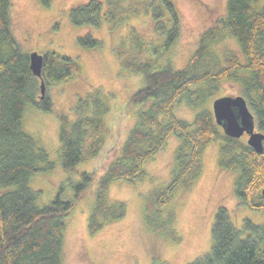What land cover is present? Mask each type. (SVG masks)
Instances as JSON below:
<instances>
[{"label": "trees", "instance_id": "16d2710c", "mask_svg": "<svg viewBox=\"0 0 264 264\" xmlns=\"http://www.w3.org/2000/svg\"><path fill=\"white\" fill-rule=\"evenodd\" d=\"M147 1L156 31L166 40L167 49L180 35L178 8L172 0H145L146 4ZM39 2L49 6L52 1ZM107 4L109 9L117 7L120 12L111 9L105 14L102 0H89L70 9V20L78 27H99L103 18H119L121 10L129 9L131 0H107ZM227 4L226 15L201 34L198 49L184 68L174 70L167 66L153 71L152 61L133 63L126 58L127 68L144 73L146 82L130 103L148 105L139 108L137 123L98 182L95 172L79 173L77 169L95 159L107 145L112 94L93 88L78 100L73 118L66 114L58 117L60 168L78 175L65 178L55 197L43 206L39 203L40 191L30 183L35 175L53 171L58 162L50 160L49 152L25 129L24 114L30 105L51 112L52 98L47 93L40 97L42 80L47 87L50 80L71 79L79 73L81 64L72 56L49 51L44 55L43 78L35 76L30 66L32 52H25L14 34L13 2L0 0V264H64L69 213L95 190V204L88 215L90 233L97 234L110 221L123 219L128 212L127 203L110 198L111 184L143 178L144 166L166 146L172 134L180 139L176 167L171 184L146 198V221L151 226L155 223L151 200L162 205L175 190L193 185L202 170L204 147L213 141L221 143L219 164L237 174L236 196L252 210L264 213V150L255 151L244 136L227 135L210 109H202L190 122L178 119L174 113L183 101L200 108L213 95L210 90L215 92L223 81L232 80L242 88L240 94L254 114L256 130L264 133V0H228ZM124 14L128 16L127 12ZM222 33H230L236 39L240 52L230 56L220 71H203L212 52L210 42ZM134 40L138 48L143 44ZM78 42L90 49L102 43L91 33L80 36ZM204 86L210 90L205 91ZM214 218L209 251L188 264H264V222L257 224L247 218L242 229L236 228L228 208L222 206ZM164 225L163 222L156 229L163 232Z\"/></svg>", "mask_w": 264, "mask_h": 264}, {"label": "rangeland", "instance_id": "374dc122", "mask_svg": "<svg viewBox=\"0 0 264 264\" xmlns=\"http://www.w3.org/2000/svg\"><path fill=\"white\" fill-rule=\"evenodd\" d=\"M51 1L48 6L39 0H12L11 13L14 34L25 52L45 55L56 51L76 58L81 64V70L71 79L50 80L46 93L53 101L51 112L30 105L24 114L25 129L49 152L50 160L58 162L53 171L35 175L30 183L32 188L40 191L39 203L43 206L55 197L68 176L76 178L78 175L60 168L58 117L66 114L73 118L78 100L93 88L112 94L111 113L107 115L111 131L107 145L95 159L80 164L77 169L79 173L95 172L97 181L119 154L129 131L137 123L136 113L140 107L148 105L130 103L146 82L144 73L127 68L126 58H131L133 63L152 61L153 71L167 66L174 70L184 68L198 49L201 34L226 15L228 6V0H172L178 8L180 35L165 49L166 40L156 31L149 1L146 4L141 0L137 4V0H131L129 9L121 10L119 18L116 15L110 21L103 18L99 27H78L70 20V9L89 0ZM102 1L105 14L111 9L120 12L117 7L109 9L107 0ZM90 33L102 42L100 46L90 49L78 42L80 36ZM134 38L143 42L139 48ZM210 47L212 52L207 56L209 62H205L203 71H220L240 48L230 33L220 34L217 40L210 42ZM203 88L210 90L208 86ZM241 90L237 82L223 81L215 92L209 91L213 95L205 105L194 108L183 101L174 113L178 119L193 121L202 109L212 111L214 99L222 95H241ZM243 139L247 141L246 134ZM179 142V137L172 134L166 146L144 166L146 175L140 180H118L111 184L110 198L127 203L128 212L123 219L110 221L99 233L91 234L88 215L95 204L96 191H91L75 206L66 221L64 264H188L209 251L213 243L211 227L221 206L228 208L236 228L242 229L247 218L257 224L264 222V213L252 210L236 196L237 174L219 164L221 143L213 141L204 147L202 170L193 185L175 190L162 205L151 200V217L155 221L151 226L146 221V198L152 192H162L171 184ZM163 222L161 232L156 228Z\"/></svg>", "mask_w": 264, "mask_h": 264}, {"label": "water", "instance_id": "95a60500", "mask_svg": "<svg viewBox=\"0 0 264 264\" xmlns=\"http://www.w3.org/2000/svg\"><path fill=\"white\" fill-rule=\"evenodd\" d=\"M30 66L35 76L43 78L44 55L39 52L30 53ZM41 97L46 94V84L44 79L41 82ZM216 122L223 131L230 137L240 138L247 135V142L258 152L264 150V133L256 130V120L248 101L241 95H224L215 99L213 110ZM264 196V189L262 190ZM167 264V263H165Z\"/></svg>", "mask_w": 264, "mask_h": 264}]
</instances>
